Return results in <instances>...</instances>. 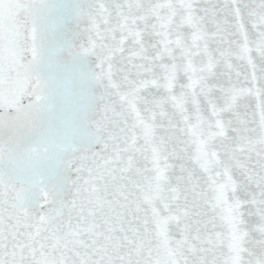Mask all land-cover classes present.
<instances>
[{
  "label": "snow or ice",
  "instance_id": "obj_1",
  "mask_svg": "<svg viewBox=\"0 0 264 264\" xmlns=\"http://www.w3.org/2000/svg\"><path fill=\"white\" fill-rule=\"evenodd\" d=\"M0 264H264V0H0Z\"/></svg>",
  "mask_w": 264,
  "mask_h": 264
}]
</instances>
